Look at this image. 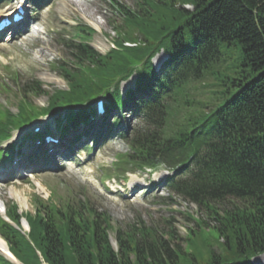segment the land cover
Masks as SVG:
<instances>
[{
  "label": "trees",
  "instance_id": "trees-1",
  "mask_svg": "<svg viewBox=\"0 0 264 264\" xmlns=\"http://www.w3.org/2000/svg\"><path fill=\"white\" fill-rule=\"evenodd\" d=\"M133 1L131 8L107 0L115 37L104 53L91 46L90 26H69L60 42L65 60L51 63L65 88L45 89L34 79L18 89L14 113L0 104V141L39 115L57 120L32 139L91 127L102 96V130L94 142L119 125L118 118L107 120L111 110L142 118L149 126L127 139L130 151L115 163L121 172L127 166L180 172L168 181L170 193L195 203L205 219L192 217L197 228L189 227L181 247L173 234L143 225L122 230L86 199L51 189L47 199L30 198L32 211L7 204L0 237L21 264H253L264 253V0ZM231 45L238 68L211 82L212 65ZM130 77L133 86L121 95L120 84ZM41 95L45 105H35L32 98ZM204 231L217 236L222 253L204 259L190 249ZM0 264L14 263L0 254Z\"/></svg>",
  "mask_w": 264,
  "mask_h": 264
},
{
  "label": "rangeland",
  "instance_id": "rangeland-1",
  "mask_svg": "<svg viewBox=\"0 0 264 264\" xmlns=\"http://www.w3.org/2000/svg\"><path fill=\"white\" fill-rule=\"evenodd\" d=\"M116 1L127 7H135L133 0ZM16 3L17 0H1L0 8L5 5L15 6ZM185 7L190 8L189 5ZM25 14L27 20H36L39 23L38 30L31 29L21 36V39L14 37L12 40H7L8 34L5 32L1 36L5 39L0 41V83L3 84V88H0V103L6 102L12 113L16 111L15 97L18 89L30 80L40 81L45 89L65 88V81L51 63L55 60L59 62L65 60L60 42L61 36H67L69 26L77 23L90 26L95 31L91 38V46L101 53L112 47V39L115 37L108 23V19L115 20V16L107 0H43L40 6L28 4ZM18 28L21 32V25ZM237 55L235 45L222 48V58L212 65L211 82L219 83L223 76L234 74L238 68ZM162 58L163 55L160 54L153 59L156 68ZM133 79L134 77H130L120 84L121 95L133 86ZM217 88L210 87L209 91ZM32 100L38 106L46 103L44 95L35 96ZM117 117L119 125L112 129V136L109 134V138L98 141L95 145L92 138L102 129L101 118H98L91 129V134L82 136L83 141L80 140L73 145L74 160L66 167L58 147L54 152L45 153L43 157L37 159L30 173L28 169L22 167L25 164L23 160L21 164L17 163V169L12 175L9 172L3 174L2 170L0 202L4 205L14 202L18 205L19 212H26L32 211L30 198L33 195L46 199L51 189L56 190L58 194L68 192L77 198L86 199L99 211L107 212L112 223L122 230L143 225L152 228L158 234H173V239L183 247V238L189 227L197 228L192 217L205 219L204 211L195 203L187 202L170 193L168 181L180 172L169 171L160 166L154 168L152 173L149 169L128 166L124 171H131L133 175L121 172L120 164L115 163L116 157L129 152L127 139L149 125L126 108L111 110L107 120L114 123ZM59 119H62V116ZM46 120L52 122V117H47ZM84 127L77 129V132H82ZM25 131L26 128L21 132ZM121 131L125 132L122 133L125 136L119 135ZM21 223L26 230L24 220ZM110 240L115 248L113 236ZM189 246L197 257L203 255L204 259L210 251L218 254L224 251L223 244L217 236L206 231L202 237L193 238ZM252 263L264 264V253L253 257Z\"/></svg>",
  "mask_w": 264,
  "mask_h": 264
},
{
  "label": "snow or ice",
  "instance_id": "snow-or-ice-1",
  "mask_svg": "<svg viewBox=\"0 0 264 264\" xmlns=\"http://www.w3.org/2000/svg\"><path fill=\"white\" fill-rule=\"evenodd\" d=\"M24 2L26 3V0H24ZM8 15L7 12L0 14V26L6 25V24H10L12 21L11 19H4V16Z\"/></svg>",
  "mask_w": 264,
  "mask_h": 264
},
{
  "label": "bare ground",
  "instance_id": "bare-ground-1",
  "mask_svg": "<svg viewBox=\"0 0 264 264\" xmlns=\"http://www.w3.org/2000/svg\"><path fill=\"white\" fill-rule=\"evenodd\" d=\"M11 34V33H10ZM45 154V151H42V156ZM19 196V195H18ZM0 206H1V202H0ZM7 246L5 244V242L0 238V251L4 252L6 255H8L7 252Z\"/></svg>",
  "mask_w": 264,
  "mask_h": 264
}]
</instances>
